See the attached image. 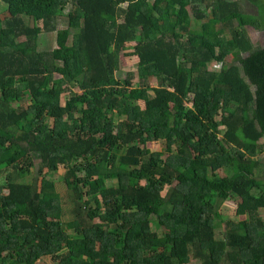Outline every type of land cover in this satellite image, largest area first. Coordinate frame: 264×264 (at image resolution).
Masks as SVG:
<instances>
[{
    "label": "trees",
    "instance_id": "obj_1",
    "mask_svg": "<svg viewBox=\"0 0 264 264\" xmlns=\"http://www.w3.org/2000/svg\"><path fill=\"white\" fill-rule=\"evenodd\" d=\"M0 1V264H264V0ZM70 5L39 51L26 20L52 33ZM37 161L41 186L19 182ZM231 200L247 219L223 225Z\"/></svg>",
    "mask_w": 264,
    "mask_h": 264
},
{
    "label": "rangeland",
    "instance_id": "obj_2",
    "mask_svg": "<svg viewBox=\"0 0 264 264\" xmlns=\"http://www.w3.org/2000/svg\"><path fill=\"white\" fill-rule=\"evenodd\" d=\"M232 1H238L241 5V7L243 8L244 12L248 15L251 16H256L257 15V9L252 6L251 4H249L246 0H232ZM213 3V0H205V2L201 5H199V7L201 8L202 11L207 10ZM124 8L126 6H123ZM73 5H70L68 7V9L66 10L65 14L60 16L57 20V24H56V31L52 32V33H46L43 30V26H42V20L39 19L36 22L31 20V19H27V23L28 24H35L36 23V28L38 31V34H40V36L38 37V50L41 52H47V51H51L53 49H55L57 47V31L62 30V29H67L69 27L68 24V18H67V13L69 11L73 10ZM6 10H8L7 5L4 4L2 1H0V14H3V16L5 14H7ZM191 19L195 20V16L191 10V8L188 9ZM208 13H210L209 11H207ZM195 28H199L201 27V23H199L198 25H194ZM246 32L247 35L249 36V38L251 39L253 45L255 46V48H261L264 49V32H256L255 30H253L252 28H246ZM227 37H229L228 33L226 34ZM69 45L77 47V35H75V32L72 31L71 37H70V41H69ZM25 53V51H23ZM229 65L234 64L233 59H229ZM137 65H138V60L137 59H133V58H123V62H122V70L118 73L117 77L121 80H126L128 77V74L134 75L133 77V86L136 87V85L138 84L139 78L137 76ZM210 71H215V72H219L220 71V67L217 66L215 63L210 64L209 66ZM58 77V76H56ZM150 86L153 88H158V83L155 80H151L150 82ZM75 93H78V91L73 88L72 90L67 89L66 92H64V94L62 95L61 99H62V103L65 104L68 100H70ZM151 96H153V94L151 93ZM138 105L144 107V103H139ZM191 106V105H190ZM264 142L262 141L261 144H263ZM260 160H264V156L260 157ZM263 162V161H262ZM40 162H36L35 163V168L31 169V171L29 172L28 175L25 176L24 179H19V182H25L27 184H33L36 183L39 187L41 186V181H42V176L39 175V167H40ZM13 167L14 165L8 167L7 169H2L0 171V184L4 185L5 184V180L6 177L10 176L11 174H13ZM47 171H44V174H46ZM260 174L262 175V178L259 177L258 172L256 173L258 179L262 180L264 182V168H260ZM65 174V170L64 168H59V171L56 175H53L50 177L51 181L56 182L58 185L60 184V182L63 179V176ZM201 176H205V173H201ZM165 184V191L163 193V197L167 194V192L169 191V189L171 188V184L167 181H164ZM58 193L61 196V204H62V221L63 222H69L71 220V215L69 213V204L66 202L67 199V192L66 189H64V187H62V185L58 186ZM5 194H7V192H5ZM236 210H237V201L236 200H231L230 202L224 204L221 209H220V214H221V218H222V222L223 225H225L227 222H242L244 220H246L247 218H240L237 216L236 214ZM262 217L264 218V212L261 213ZM95 223H99L98 221H96ZM163 231L160 230L159 233H162ZM40 264H57L55 263V261L50 258H43L40 262ZM190 264H201L200 262L197 261H192Z\"/></svg>",
    "mask_w": 264,
    "mask_h": 264
}]
</instances>
